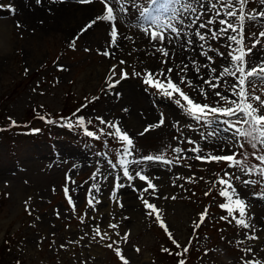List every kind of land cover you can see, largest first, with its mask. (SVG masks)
Segmentation results:
<instances>
[{"label":"rangeland","instance_id":"1","mask_svg":"<svg viewBox=\"0 0 264 264\" xmlns=\"http://www.w3.org/2000/svg\"><path fill=\"white\" fill-rule=\"evenodd\" d=\"M25 1L28 0H0V264H122L114 251L105 246L112 241L118 242L114 247L122 249L129 264H173V260L162 250L171 248L173 243L155 219V214L147 215L150 210L139 198L141 192L135 190L147 185L138 178L131 182L123 178L118 164L123 145L106 135L114 129L100 124L98 118L118 122L122 130L133 138L134 154L127 159L164 153L171 160L177 154L169 145L189 149L193 145L185 142L186 139L197 142L205 150L202 154H223L219 149L221 145L225 148L230 146L231 142L223 139L230 134L220 132L218 137L204 139L201 134H206L209 131L207 128L189 118L173 100L147 88L142 79L130 75L115 89H108L106 77L111 66L121 59L127 62L122 67L129 74L133 70H148L147 66H138L135 62L134 50L138 45L134 44L133 36L136 33L140 44L149 47L146 54L150 51L149 55L157 62L152 72L168 67L178 70L187 64L188 70L182 75L194 85H200L199 76L208 79L213 75L210 71L212 67L226 64L229 49L225 38L212 40L208 36L203 51L214 57V63L208 62L201 54L199 42L196 43V51L193 46H188L189 55L190 51H194L189 59L177 48H172L182 40H174L172 44H168L167 40L164 45L155 44V47L164 46L169 51V63L162 64L163 58L155 53L153 43L134 27L142 22L138 21L135 11L129 9L123 26L127 31L125 49H120L115 58H108L99 54L105 49L110 53L114 51L109 48L110 26L105 22H98L88 35H81L75 48L69 47L81 29L103 13L102 4L94 15L78 20L70 34L65 30L38 33L35 28L23 23L19 16ZM9 6L15 9L14 13L9 11ZM246 10L251 14L264 11V0H250ZM200 12L197 6V14ZM210 15L207 13L203 19ZM261 30H264V20L260 18L245 26L246 48L251 47L257 38L261 40L249 57L250 66L264 59V37L258 36ZM253 33L257 35L253 36ZM126 37L131 39L126 40ZM220 53H224L225 57H221ZM193 61L196 63L193 64ZM204 64H208V68L203 67ZM196 67L200 68L199 74L195 72ZM171 77L179 84L177 71H173ZM129 84L138 91V98L134 101L126 97L125 88ZM180 87L197 102L215 106V97L207 85H204L209 92L206 100L185 85ZM217 90L223 91V84ZM147 107L151 111L149 118L145 113ZM33 111L36 115L32 118ZM42 114H67L65 119L71 121L73 127L68 128L66 123L62 126L41 123L38 117ZM161 114L164 124L145 132L150 125L158 124ZM78 117H83L84 127L100 139L86 136L84 128L76 124ZM10 120L16 121V125L13 126ZM24 123L32 124L23 128ZM40 124L42 126L37 127ZM38 128L39 132L32 131ZM141 132L144 134L140 135ZM181 155L184 159L178 164L145 162L142 165L144 174L157 186L154 194H150V190L143 193V197L157 206L161 219L177 241L185 245L192 238L189 252L182 256L186 264H241L240 258L244 254L240 249L249 246L264 258V252L260 251L264 248V199L253 196V192H259L260 187H245L234 180L241 196L247 198L250 222L256 229L255 234L260 237L259 240L248 241L245 233L251 234L250 230L220 219L227 215L218 207L224 200L218 195L220 186L212 187V182L217 179L214 173L222 176L225 171L235 170L222 164L196 161L193 159L195 154L189 151ZM110 161L117 164L115 169L110 166ZM251 163L257 162L251 160ZM140 167L132 165L130 171L134 174L133 170L138 171ZM68 176L75 183L68 181ZM117 176L120 177L119 182L127 186L115 190ZM189 177H192V182ZM93 185L99 187V192L92 189ZM65 187L69 188L75 211L68 204ZM90 189L101 201L96 204L95 210L87 205ZM209 189L210 195L205 196ZM114 191L115 200L112 199ZM205 208H208V216L194 235L193 222L198 220ZM110 223H118L120 227L111 229L108 227ZM97 225L111 239H92ZM125 233L129 234L127 242L121 239ZM241 240L245 242L238 244Z\"/></svg>","mask_w":264,"mask_h":264},{"label":"snow or ice","instance_id":"2","mask_svg":"<svg viewBox=\"0 0 264 264\" xmlns=\"http://www.w3.org/2000/svg\"><path fill=\"white\" fill-rule=\"evenodd\" d=\"M57 0H52V3ZM63 2V0H60ZM81 3H92L93 0H79ZM103 5V13L93 18L87 25H85L77 36L72 40L69 47L75 48L76 40L81 35L87 32L90 28L96 25L98 22L108 23L110 26V44L109 48L118 47L119 32L117 22L121 17L128 16L129 9H132L137 14L138 21L134 27L141 30L148 38L150 43L164 45L167 40L168 44H172L174 40H182L185 46V50L188 46H193L199 42L201 54L206 58L208 62L214 63V57L209 55L208 52L203 51L207 44L208 36H211L212 40H218L221 37L225 38L229 51L225 57L224 53H220L221 57H225L226 64L218 67H212L210 78L205 79L203 76L198 78L202 81L200 85H194L191 80H188L185 73L188 70V65L183 64L182 67L173 69L168 67L166 70L161 69L159 72H152L150 70L136 71L133 70L131 74L122 67L126 65V61L121 59L110 68V74L106 77V87L108 89H115L122 81L135 76L142 79V83L147 88L154 89L160 96L173 100L174 104L179 107L189 118L196 121L197 124L207 128L209 131L205 134L202 133V137L207 139L208 137H218L220 132L229 133L228 137L223 139L230 141V146L225 148L221 145L219 151L223 154H202L205 150L197 144V142L186 139L190 145H193L189 149H184L179 146L172 147L171 150L177 154L173 159H167L164 153L156 155H144L139 159H127L134 154L135 144L133 138L122 130L118 122L106 121L103 118H98L99 123L106 125L108 128L114 129L112 132H107L106 135L114 137L123 145L121 158L118 160V164L122 170L123 178L127 181H134L137 178L144 182L147 186L141 189H135L141 192L139 197L142 200L144 207L150 211L147 215L152 216L155 214V219L159 222L160 227L168 235L169 239L178 250L174 254L178 257H182L189 252L192 245V238H189L187 244L182 245L177 241L173 234L169 231L166 223L161 219L160 210L155 204L149 202L148 199H144L143 193L154 194L157 190V186L153 183L152 179L144 174L142 165L145 162L160 163L163 165L178 164L184 159L182 153L189 151L194 153L193 159L200 161L204 164H222L226 165L229 169L235 171H225L221 176L219 173H214L217 177L212 182V187L219 185L218 195L223 198L224 202L219 203L218 207L225 210L227 215L221 216L220 219L227 223H235L241 229L250 230L251 234L245 233V238L248 241L259 240L260 237L256 235V229L250 222L251 217L248 213L249 204L247 198L242 197L240 192L235 186V181H240L245 187L259 186V192H253V196L258 199H264V59L259 60L258 63L250 66L249 57L253 52V49L261 44V40L257 38L255 43L251 47H245V26L248 22L255 21L257 18L264 20V11H257L254 14L249 13L247 5L250 0H99ZM39 5L42 0H36ZM197 6L201 9V12L197 14ZM9 11L15 12V9L9 6ZM188 15H185V14ZM211 13L205 20L203 17ZM187 20V24L185 21ZM179 25V27L177 26ZM215 26V27H211ZM17 27H20L17 24ZM190 29L191 31H185ZM204 30V31H201ZM232 33H236L233 35ZM253 33V36H256ZM239 36V38H238ZM259 37H264V30L259 31ZM126 39H131L126 37ZM235 44L237 47L233 48ZM88 51L89 49H85ZM194 50V49H193ZM155 53L160 54L162 64L169 63V51L167 47L160 46L155 47ZM100 55L111 58L114 53H110L108 49L99 52ZM131 53H129L130 55ZM196 62L193 61V64ZM203 67L208 68V64H204ZM218 68L220 69L218 71ZM60 70H63L60 68ZM27 71V70H26ZM173 71H177L179 77V84L174 82L171 74ZM195 72L199 74L200 68L196 67ZM231 77L232 79H227ZM223 84V91H218ZM180 85L196 91L202 99H208L209 92L205 89L204 85H207L208 89H211V94L215 97V106L208 103L197 102L193 97L187 94ZM147 88L145 90H147ZM257 91L260 94H256ZM225 92L229 94L226 95ZM119 95V93H117ZM235 97V98H232ZM95 99V98H94ZM75 115V114H74ZM40 120H46L47 123H54L53 120L46 119L41 115L38 117ZM65 118L61 117V120ZM13 126L16 125V121L10 120ZM76 124L84 128L85 135L100 139L93 131H89L84 127L85 120L83 117L76 119ZM164 124L163 114L156 125H150L146 131L151 128L162 126ZM68 128L73 127L71 121H66ZM222 126V127H221ZM33 132H39L40 129H33ZM103 129L101 132L103 133ZM141 132L140 135H143ZM176 139L179 140L177 137ZM251 160H255L257 163H251ZM110 166L115 169L116 163L109 162ZM132 165L141 166L140 170L130 171ZM190 167V166H189ZM239 173V174H237ZM242 177H252L250 179H243ZM180 178V177H178ZM66 179L72 183L68 176ZM95 179V175L93 176ZM192 182V177L188 178ZM200 179H203L201 177ZM120 177H116V183L114 189L118 190L127 185L119 182ZM182 187V185H181ZM95 192H99V187L92 186ZM92 189L88 192L87 205L95 210L96 204L101 203L93 195ZM211 189L205 192V196L210 195ZM64 194L67 197L68 204L72 206L75 211L76 206L72 197L69 195V188H64ZM175 199V197H172ZM112 199H116L115 191L112 194ZM123 206L122 204L120 205ZM59 215V213H57ZM208 216V208H205L200 214L197 221L193 222V232L199 229L205 222ZM95 219V217H93ZM83 223V219H81ZM111 229H118L120 225L118 223H110L108 225ZM92 239L99 237L100 239H111L107 232H102L99 225L93 229ZM117 236H120L119 232H116ZM128 233H125L121 239L125 242L128 240ZM83 239V237H81ZM245 241H238V244H243ZM118 242L112 241L105 246L112 249L115 255L119 258L122 264H129V261L122 254V249L119 246L114 247ZM63 247V245H62ZM169 254H173L169 249H162ZM139 251V249H137ZM244 254L241 256V264H264V258L259 257L258 253L251 246L240 249ZM264 252V248L260 249ZM177 264H186L185 259H179Z\"/></svg>","mask_w":264,"mask_h":264},{"label":"bare ground","instance_id":"3","mask_svg":"<svg viewBox=\"0 0 264 264\" xmlns=\"http://www.w3.org/2000/svg\"><path fill=\"white\" fill-rule=\"evenodd\" d=\"M22 5L23 6L20 8L19 13L22 22L35 28L38 33L43 31L45 32L47 30H54L60 33L61 30H65V33L68 32L69 34L74 29V26L77 25L78 20H82L85 17L94 15L95 12H98L102 6L99 0H93L92 3H81L79 0H63V2L57 0V2L52 3V0H42V3L39 5L36 3V0H28ZM47 6L49 7L48 10ZM125 20V17H121L117 22L118 32L120 28L122 34L120 33L118 38V47L113 48V52L111 51L114 53V58L120 49H125L123 47V45L126 43L124 39L126 36L125 32H127L123 28V26L126 24ZM91 31L92 28L85 32L83 37L88 35ZM134 34L135 36L138 35H136V33ZM1 35H3L2 31ZM135 36H133L135 41L134 44L138 45L137 49L134 50L135 62L138 64V66H147V69L150 71L155 70L157 62H154V58L149 55L150 51L148 54H146V51L149 50V47L147 45L144 46L143 43L140 44L137 37ZM172 48H177L180 53H184L185 58L189 59L193 52L196 51L197 44L195 43L193 45L194 51H190V55L188 51L185 50L183 42H179L177 46H172ZM125 91L126 97L129 98L130 101H134L138 98V91L134 85L129 84L126 86ZM141 98L142 97H140V99ZM145 113L148 115V118L151 117V111L148 107L145 109ZM132 115L135 117V119H137L135 114Z\"/></svg>","mask_w":264,"mask_h":264},{"label":"trees","instance_id":"4","mask_svg":"<svg viewBox=\"0 0 264 264\" xmlns=\"http://www.w3.org/2000/svg\"><path fill=\"white\" fill-rule=\"evenodd\" d=\"M171 248H169L170 252L173 253V254H169V252H165V254L167 256H169L171 258V261L173 260V264H177L178 260L179 259H182V257H178L176 256L174 253L177 252L178 250L174 247V246H170Z\"/></svg>","mask_w":264,"mask_h":264}]
</instances>
